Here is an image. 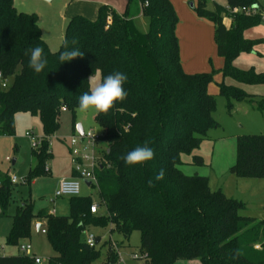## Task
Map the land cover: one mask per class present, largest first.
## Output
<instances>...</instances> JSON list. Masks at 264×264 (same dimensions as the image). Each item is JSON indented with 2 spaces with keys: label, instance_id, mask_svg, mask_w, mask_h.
I'll return each mask as SVG.
<instances>
[{
  "label": "trees",
  "instance_id": "obj_1",
  "mask_svg": "<svg viewBox=\"0 0 264 264\" xmlns=\"http://www.w3.org/2000/svg\"><path fill=\"white\" fill-rule=\"evenodd\" d=\"M147 3L142 7V4ZM133 3L135 14H131ZM197 0L196 14L213 23L216 53L223 59L224 77L247 84L264 83V72L240 70L232 65L241 53L252 50L256 40L243 37V31L261 22L259 15H227L226 6H256L258 0ZM141 12L149 19L147 31L134 22ZM229 19V25L224 18ZM178 17L170 0H126L123 13L99 5L95 19L75 15L68 21L58 49L52 51L41 38L34 12L18 10L13 0H0V72L6 86H0V136L14 135V115L25 113L39 119L42 133L48 137L59 128L64 107L70 111L75 132V114L79 97L89 91L88 78L94 72L106 77L115 72L127 76V98L107 113H94L101 129L98 141L103 162L96 169V197L69 198L68 215L45 211L34 213L24 201L15 207L7 244L29 236L33 218L45 219V230L52 249L45 264H95L101 250L89 247L82 239L88 225L111 224L124 238L133 231L140 234V253L148 264H174L197 260L200 264H264V220L243 215L245 203L212 191L207 178L186 175L179 166L182 156L196 150L207 131L216 125L213 119L215 98L207 92L212 74L186 73L181 65L176 34ZM78 43L72 44L73 40ZM67 41L69 48L84 52L83 58L59 65V54ZM40 46L48 65L40 74L28 66L29 49ZM219 93L232 101H251V95L233 85L219 86ZM262 104L258 103V108ZM148 142L154 159L127 165L122 159L137 146ZM37 152L38 167L29 169L24 182L44 166L49 155L44 140ZM191 164L202 165L199 155ZM160 169L163 180L156 181ZM236 175L264 179V133L243 134L236 138V162L230 167ZM73 176L76 173L73 172ZM153 180L155 186L149 187ZM9 175L0 172V217L10 205ZM97 201L102 214L90 212ZM99 243V237L96 236ZM106 243H103V246ZM254 245H259L255 249ZM118 258L108 247L104 264ZM0 264H35L24 253L1 256Z\"/></svg>",
  "mask_w": 264,
  "mask_h": 264
},
{
  "label": "rangeland",
  "instance_id": "obj_2",
  "mask_svg": "<svg viewBox=\"0 0 264 264\" xmlns=\"http://www.w3.org/2000/svg\"><path fill=\"white\" fill-rule=\"evenodd\" d=\"M103 1L119 13L125 11L126 0ZM216 1L224 3V0ZM170 2L178 17L176 34L182 68L190 74H212V80L207 85V92L215 98L213 119L216 125L207 131L199 147L192 154L182 156V164L179 168L186 175L197 174L206 177L212 191L220 190L226 197L244 202L245 208L241 211L243 215L256 220H264V179L247 178L230 171V167L236 162L237 136L264 133V83L247 84L237 82L231 77H224L221 72L223 59L216 53L213 23L199 17L191 7V3L196 4L197 0H170ZM210 2L211 0H209V4ZM258 2L261 9H264V0H258ZM91 3H88L87 6L83 5L86 18L88 15L96 16L97 8H94L92 13ZM74 6L75 4L71 5V7ZM135 7L136 5L133 3L131 14H135ZM22 8L35 11L43 29L55 38H58L61 33L60 17L65 20L66 25L70 20L67 16L70 11H67V8L62 5V0H53L48 3L40 0H26ZM81 10L78 7L76 11L83 16ZM224 21L229 25L227 17L224 18ZM134 22L141 31H147L149 28V19L141 12L135 15ZM243 37L256 41L252 50L236 56L232 65L240 70L252 69L257 73L264 72V21L245 29ZM95 73L98 72H94L90 76ZM221 84L241 88L245 93L251 95L252 102L232 101L231 105L227 106L226 98L219 93ZM258 103L262 104L261 108H258ZM94 113V110H89L86 113L77 110L75 125L80 124L83 131L91 130L94 134L100 135L101 129L94 121ZM14 128L13 136H0V172L18 179V183L11 185L7 215L0 217V255L20 254L22 252L19 250V245L29 244L31 249L25 254L38 257L42 264H45L53 252L46 234L37 232L35 228V221L43 218L40 216L33 218L29 236L20 239L19 245L7 244L6 237L11 229V216L14 214L15 207L24 201L32 204L34 213L45 211L57 216L68 215L70 197L55 198L54 192L60 178L73 172L69 140L76 130L75 132L72 130L70 111H62L59 115L58 130L47 138L49 155L43 158L44 166L33 175L30 182H24L28 170L37 168L39 163L37 152L32 148L25 133L33 131L37 136L44 135L39 119L25 113L14 115ZM103 148H105V144L101 141L97 142L95 153L98 157L102 156ZM192 155H199L203 164H191ZM13 159L14 164H12ZM96 189V185L89 188L81 182L80 196L91 194L96 197ZM103 212L104 210H99L98 214ZM89 233L99 237V243H96V246L100 248L101 255L95 264H104L108 247L117 255L118 260L115 264H139V261H134L131 258L132 252H141L138 231H133L128 238H124L109 223L105 225L91 223L81 235L82 239ZM103 243L107 245L103 246Z\"/></svg>",
  "mask_w": 264,
  "mask_h": 264
},
{
  "label": "built area",
  "instance_id": "obj_3",
  "mask_svg": "<svg viewBox=\"0 0 264 264\" xmlns=\"http://www.w3.org/2000/svg\"><path fill=\"white\" fill-rule=\"evenodd\" d=\"M212 1V0H211ZM145 2L142 4L146 6ZM225 11L227 15H236L243 14L246 16L259 15L261 21H264V9H260L256 6H235L230 7L226 6ZM6 80L3 79L0 72V86L4 88L6 86ZM61 111H65V108L62 107ZM26 138L30 141L32 148L38 149L41 146V143L44 140H47L46 136H37L33 131L25 133ZM99 135L94 134L91 130L83 131L82 135H79L75 132L69 140V151L71 153V162H72V171L76 173V176L70 178H62L54 192L55 198L62 197H76L80 195V183L85 181L90 182L89 188H93L94 185L97 186V178L95 171L104 161L103 157H98L95 153L96 144L98 141ZM48 142V140H47ZM49 145V143H48ZM10 183H18V179L15 176H9ZM99 207L97 202H93L90 206V212L96 213ZM42 233H45L44 229L40 230ZM85 242L89 247H93L96 244V236L93 234H87L84 238ZM255 249H259V245H254ZM31 249L29 244L19 245V250L22 253H26ZM35 264H42V261L38 257H32ZM131 258L134 261H139V264H148L147 254L146 253H137L132 252Z\"/></svg>",
  "mask_w": 264,
  "mask_h": 264
},
{
  "label": "clouds",
  "instance_id": "obj_4",
  "mask_svg": "<svg viewBox=\"0 0 264 264\" xmlns=\"http://www.w3.org/2000/svg\"><path fill=\"white\" fill-rule=\"evenodd\" d=\"M42 38V37H41ZM78 42L74 39L73 45ZM64 50L60 52L58 60L59 65L65 62H71L76 58H83L84 52L77 47L69 48L67 41L63 45ZM28 66L36 74H40L47 67L49 61L44 53V49L40 46H36L29 49L26 55H29ZM127 80V76L121 72H115L101 77L99 73L88 78L89 91L84 92L79 97L78 111L88 112L94 110L96 113L107 114L116 103L122 102L127 98L128 93L124 89V83ZM155 152L148 146V142H145L142 146H137L121 159L127 165L143 164L154 159ZM165 176V170L160 169L155 176L156 181L163 180ZM149 187H154L153 180L148 181Z\"/></svg>",
  "mask_w": 264,
  "mask_h": 264
},
{
  "label": "crops",
  "instance_id": "obj_5",
  "mask_svg": "<svg viewBox=\"0 0 264 264\" xmlns=\"http://www.w3.org/2000/svg\"><path fill=\"white\" fill-rule=\"evenodd\" d=\"M26 0H13V4H14V6L18 9V10H20V11H25V12H34L35 14H36V12L35 11H33V10H26V9H24V8H22V5H23V3L25 2ZM40 1H42V2H44V3H48V2H52L53 0H50V1H46V0H40ZM91 2H94V3H91ZM19 3V4H18ZM88 3H91V11H92V13L94 12V8H98V6L99 5H102V4H104V5H107V6H109V7H111L110 5H108V4H106V2H104L103 0H97V1H91V0H62V5L65 7V8H67V11H70V14L68 13L67 14V16L69 17V18H71V17H73V16H75V15H80L79 13H77V11L76 10H78V7H80V9H82L81 11V13H82V15L84 16V15H86V14H84V12H83V8H84V6L83 5H86L87 6V4ZM72 4H75V6L74 7H71V5ZM69 8H71V10H69ZM112 9H113V7H111ZM73 9V10H72ZM115 10V9H114ZM116 11V10H115ZM116 12H118V11H116ZM61 13V12H60ZM119 13V12H118ZM37 15V14H36ZM65 16H66V14H65ZM86 17V16H85ZM95 17L96 16H94V14L93 15H88V19H91V20H93V19H95ZM60 23L62 24L61 25V33H60V35H59V37L58 38H55V37H53L52 35H50L47 31H45L44 29H43V26L41 25V22H40V20L38 19V24H39V26H40V29H41V36H42V39L46 42V44H47V46H48V48L50 49V50H52V51H54V50H56L58 47H59V45H60V43H61V41H62V38H63V34H64V30H65V27H66V22H65V20H63L61 17H60ZM65 25H64V24ZM224 23L226 24V22L224 21ZM227 25V24H226ZM64 28V29H63ZM57 35V34H56ZM70 177H74L73 176V172H70V173H68V174H66L65 176H63V177H61L60 178V180L62 179V178H70ZM59 180V181H60ZM86 186V185H85ZM88 187V186H87ZM99 210H103V208H100V209H98V211ZM45 223V219L43 218L42 220L40 219H37L36 221H35V228H36V226H37V224H40V229H39V231H37V229H36V231L37 232H41L40 230H41V226L43 225ZM42 233V232H41ZM34 257V256H33ZM174 264H200V262L199 261H197V260H191V261H185V260H180V261H176Z\"/></svg>",
  "mask_w": 264,
  "mask_h": 264
},
{
  "label": "water",
  "instance_id": "obj_6",
  "mask_svg": "<svg viewBox=\"0 0 264 264\" xmlns=\"http://www.w3.org/2000/svg\"><path fill=\"white\" fill-rule=\"evenodd\" d=\"M46 1H50V0H46ZM191 6H192V3H191ZM75 130H76V132H77L79 135H82V134H83V129H82V127H81L80 124H76V125H75ZM12 164H14V159L12 160ZM84 184H85L86 186H90V182H89V181H85ZM36 229H37V231H39V229H40V224H37ZM97 242H98V239L96 240V243H97Z\"/></svg>",
  "mask_w": 264,
  "mask_h": 264
}]
</instances>
